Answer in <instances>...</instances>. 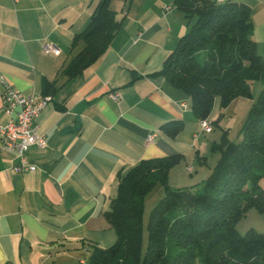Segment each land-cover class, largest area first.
Wrapping results in <instances>:
<instances>
[{
	"label": "crops",
	"instance_id": "1",
	"mask_svg": "<svg viewBox=\"0 0 264 264\" xmlns=\"http://www.w3.org/2000/svg\"><path fill=\"white\" fill-rule=\"evenodd\" d=\"M233 1L250 8L262 54L264 0ZM113 2L116 19L124 18L118 34L81 77L67 81L63 71L80 50L71 47L72 38L90 23L99 0H0V77L24 96L42 97L44 81L57 89L34 120L47 142L26 153L37 170L17 173V156L0 149V264H87L93 246L116 241L103 213L128 169L142 159L178 155L170 187L198 185L217 162L213 145L237 116L239 131L256 98H237L226 109L216 100L212 131L202 132L191 99L150 76L189 31L186 18L170 0H119L118 9ZM45 44L58 54L44 53ZM111 92L120 100L110 99ZM2 94L0 85V128L9 119ZM178 120L184 127L175 137L161 130Z\"/></svg>",
	"mask_w": 264,
	"mask_h": 264
},
{
	"label": "trees",
	"instance_id": "2",
	"mask_svg": "<svg viewBox=\"0 0 264 264\" xmlns=\"http://www.w3.org/2000/svg\"><path fill=\"white\" fill-rule=\"evenodd\" d=\"M111 0H99L90 23L71 41L80 48L63 71L67 81L81 77L118 34ZM186 18L189 31L150 76L161 77L188 96L195 117L209 118L216 100L226 109L232 100L259 94L239 129V142L225 132L212 148L218 158L201 184L171 188L169 172L180 156L140 160L121 176L117 195L104 216L116 232L107 248L91 249L87 264H264V233H238L236 223L248 209L264 218V46L259 54L251 10L233 0H170ZM42 95L57 89L44 81ZM181 120L165 122L169 137L182 131ZM160 186L162 198L144 227L145 198Z\"/></svg>",
	"mask_w": 264,
	"mask_h": 264
},
{
	"label": "built area",
	"instance_id": "3",
	"mask_svg": "<svg viewBox=\"0 0 264 264\" xmlns=\"http://www.w3.org/2000/svg\"><path fill=\"white\" fill-rule=\"evenodd\" d=\"M171 9L173 7H166L164 11L168 12ZM43 50L47 55H56L59 52V49L46 44L43 46ZM0 85L3 91V112L9 118L6 124L0 128V141L2 144L0 149L4 151L10 150L17 156V165L13 168L17 173H33L37 168L28 163L26 153L31 147L37 146L39 149H44L47 145L44 138L37 135L34 120L40 117L41 111L51 99L48 96L39 98L24 96L21 90L11 88L1 77ZM109 98L119 101L120 95L111 92ZM200 122L202 132L210 133L212 131L213 125L211 122L207 119ZM153 136L154 134L150 135L147 142L152 141ZM187 171L190 173L191 168H188Z\"/></svg>",
	"mask_w": 264,
	"mask_h": 264
},
{
	"label": "rangeland",
	"instance_id": "4",
	"mask_svg": "<svg viewBox=\"0 0 264 264\" xmlns=\"http://www.w3.org/2000/svg\"><path fill=\"white\" fill-rule=\"evenodd\" d=\"M118 2H119V0H114L113 7L118 9L119 7H117V5H116V3H118ZM117 15L119 16V12L117 13ZM258 84H259L258 82H255L253 85H251V93L254 94L253 96H255V97H257L259 94ZM256 90H258V92H256ZM228 120H230V119H228ZM230 121H231L230 122L231 123L230 129H226L225 131H223V133L225 132L228 139L233 140L234 142H239L241 135L239 134V131H238V128H236V125H237V123H239L240 120L238 119V116H237L236 118H234V120H230ZM218 128H219L218 126L215 127V130L218 131ZM220 139H219V141H220ZM198 184H201V183H198ZM263 185H264V182H263ZM163 193L164 192L161 190L160 186L156 185L154 187V191L151 194H148L146 196L145 201H144L145 207H144V216H143L145 218L144 227H146L147 220L149 219L148 215H149L150 210L156 205V202H158V200L160 198H162ZM236 226L238 229L237 231L240 235H244L248 231V229H253L258 233H264L263 215L259 214L255 209H248L245 217H243L238 223H236Z\"/></svg>",
	"mask_w": 264,
	"mask_h": 264
}]
</instances>
